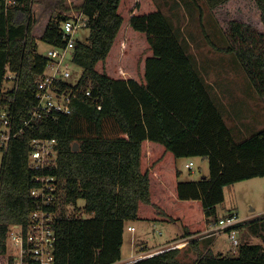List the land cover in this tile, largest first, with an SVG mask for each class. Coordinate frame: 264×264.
I'll return each instance as SVG.
<instances>
[{"label": "trees", "instance_id": "16d2710c", "mask_svg": "<svg viewBox=\"0 0 264 264\" xmlns=\"http://www.w3.org/2000/svg\"><path fill=\"white\" fill-rule=\"evenodd\" d=\"M36 1L0 0V114L6 110L12 126L8 148L0 146V264L9 225L26 224L35 206L30 190L40 184L37 174L55 177L58 201H85L77 206L82 215L56 219L57 264L119 263L125 231L134 221L180 222L183 239L197 251L194 264H264V215L237 226L260 241L241 242L234 255L214 251L213 236L203 237L200 248L199 236L209 225L233 214L218 210L226 187L264 176V127L243 140L234 138L159 3L82 0L72 7L55 0L51 15L39 10L36 17ZM226 1L207 3L214 8ZM255 1L264 22V0ZM73 9L87 16L84 27L90 29L72 53L83 70L79 96L71 113L55 111L25 125L48 63L38 39L66 45L62 22ZM236 30L241 33L239 26ZM218 49L244 62L257 58L256 70L245 66L264 95V51ZM87 90L90 97L84 96ZM3 130L0 122V141ZM34 138L56 139L54 166H30ZM193 157L208 160L210 172L182 179L179 159ZM181 253V247L169 248L129 264H186Z\"/></svg>", "mask_w": 264, "mask_h": 264}, {"label": "rangeland", "instance_id": "374dc122", "mask_svg": "<svg viewBox=\"0 0 264 264\" xmlns=\"http://www.w3.org/2000/svg\"><path fill=\"white\" fill-rule=\"evenodd\" d=\"M55 0H37L35 3V16L39 14L51 15ZM170 23L177 37L189 54L191 60L205 80L207 87L215 98L223 114L237 116L233 121H238L230 129L237 141L243 140L257 130L264 127V98L249 77L245 64L250 69L256 70L257 58L246 57L241 60L234 52H227L218 48L250 47L258 52L264 51V22L261 11L255 0H227L212 8L207 0H156ZM82 0H67L72 7ZM44 5V6H43ZM52 9V10H51ZM240 28L241 33L236 30ZM90 34V29L83 27L76 31L75 38L85 41ZM50 45L38 39V51L47 54ZM252 65H251V64ZM78 78L82 67L71 64ZM258 72V71H256ZM258 83V82H257ZM6 86H12L7 82ZM222 96V97H221ZM255 96V97H254ZM254 97V98H252ZM256 97H258L256 99ZM222 98V100H221ZM224 100V101H223ZM255 120V121H254ZM237 123V122H234ZM243 124L242 131H240ZM3 153L0 150V164ZM193 160L195 166L189 169L185 162ZM179 167L183 171L182 179H199L209 174V162L202 157L182 158ZM226 199L218 206L221 213L226 210H236L240 217L264 210V176L254 180L246 179L232 187L225 189ZM84 199L79 200V205H84ZM226 206V208H225ZM254 207L255 210H251ZM135 226L130 230L127 226L125 241L122 247L123 258H137L140 251L156 252L173 246L181 247V257L186 264H194L197 251L183 239V226L180 222H142L134 221L129 225ZM204 233L199 236L200 248H203ZM218 237L213 250L234 255L238 247L232 248L226 234ZM240 242H259L260 239L248 233L243 228L239 233ZM182 242L185 245L180 246ZM178 243V244H177ZM139 257V256H138Z\"/></svg>", "mask_w": 264, "mask_h": 264}, {"label": "built area", "instance_id": "2783aa9c", "mask_svg": "<svg viewBox=\"0 0 264 264\" xmlns=\"http://www.w3.org/2000/svg\"><path fill=\"white\" fill-rule=\"evenodd\" d=\"M87 16L78 9H73L72 15L62 22V29L66 37V45H51L47 51L48 63L46 70L39 77L41 90L37 94V103L31 110L30 118L25 121L28 125L31 120L51 115L53 112L71 113L74 98L79 96L76 85L79 83L81 74L76 80V72L72 69L74 63L72 53L77 38L74 34L83 28ZM84 96L90 97L91 90L84 92ZM11 118L6 110L1 111L0 122L3 124L0 146L8 148L9 140L12 136ZM29 164L34 169H42L54 166L58 157L56 139L34 138L31 142ZM3 153V150H2ZM189 169H193L195 162L190 160L185 163ZM2 161L0 164V174ZM35 181L40 184L31 188L30 193L36 199L35 206L31 210L26 224L12 223L9 225L6 238V252L4 254L5 264H57L56 243L57 230L56 219L62 215L67 218L78 217L82 211L77 210L79 203L68 201H58L55 191L57 185L55 177L37 174ZM244 221L238 213L220 218L204 232L205 237L220 236L226 234L231 242L232 248L239 247L240 229L237 227ZM130 230L135 226L129 225ZM188 242V241H187ZM173 246L171 248H175ZM170 248V247H169ZM141 252L134 260L145 258L161 251ZM139 256V257H138ZM129 263V262H128ZM116 264H124L119 262Z\"/></svg>", "mask_w": 264, "mask_h": 264}, {"label": "crops", "instance_id": "0c3cea01", "mask_svg": "<svg viewBox=\"0 0 264 264\" xmlns=\"http://www.w3.org/2000/svg\"><path fill=\"white\" fill-rule=\"evenodd\" d=\"M222 97V96H221ZM255 97V96H254ZM254 97H252V98H254ZM258 97H256V99H257ZM263 98H264V96H262L261 97V99L260 100H263ZM259 99V98H258ZM221 100H222V98H221ZM224 101V100H223ZM224 115V114H223ZM237 116H235L234 114H231L230 116H229V114H228V118H227V116H225L224 115V118H225V120H226V122H227V124H228V126L231 128L234 124H238V121H233L232 119L233 118H236ZM255 121V120H254ZM234 122H237V123H234ZM242 128H244L243 127V124H241V127H240V131H242ZM180 160H182V158H180L179 159V162H180ZM186 163V162H185ZM204 176V175H203ZM255 178H257V177H255ZM255 178H251V180H254ZM240 182V181H239ZM239 182H237V183H239ZM237 183H235V185L237 184ZM225 208H226V206H225ZM219 210V209H218ZM251 210L253 211V210H255V208L254 207H252L251 208ZM234 212H236V213H238L239 215H240V213L238 212V211H236V210H226V212H223V213H221L220 211H219V213H221V214H229V213H234ZM262 215H264V210L262 211V212H259V213H251V214H249V215H247V216H244V217H241L244 221H247V220H252V219H255V218H257V217H260V216H262ZM241 216V215H240ZM142 222H147V221H142ZM221 236V235H220ZM220 236H215V237H220ZM217 238V239H218ZM216 243V240L215 241H212V243H211V247H213L214 246V244ZM143 252H146V251H143ZM134 260V258L133 257H130V258H122V260L120 261V262H123V263H128V262H132Z\"/></svg>", "mask_w": 264, "mask_h": 264}, {"label": "water", "instance_id": "95a60500", "mask_svg": "<svg viewBox=\"0 0 264 264\" xmlns=\"http://www.w3.org/2000/svg\"><path fill=\"white\" fill-rule=\"evenodd\" d=\"M79 142H74V144H73V150H75V151H77V150H79ZM138 260V259H137ZM137 260H133L132 262H134V261H137ZM129 263H131V262H129ZM129 263H124V264H129Z\"/></svg>", "mask_w": 264, "mask_h": 264}, {"label": "bare ground", "instance_id": "6f19581e", "mask_svg": "<svg viewBox=\"0 0 264 264\" xmlns=\"http://www.w3.org/2000/svg\"><path fill=\"white\" fill-rule=\"evenodd\" d=\"M186 243V242H185ZM185 243L184 242H182L181 244H180V246H183V245H185ZM178 244V243H177Z\"/></svg>", "mask_w": 264, "mask_h": 264}]
</instances>
